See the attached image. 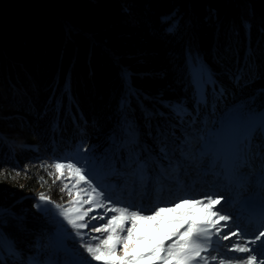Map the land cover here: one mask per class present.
I'll return each instance as SVG.
<instances>
[{
    "label": "trees",
    "instance_id": "obj_1",
    "mask_svg": "<svg viewBox=\"0 0 264 264\" xmlns=\"http://www.w3.org/2000/svg\"><path fill=\"white\" fill-rule=\"evenodd\" d=\"M238 102L264 108V0H0V186L20 196L41 187L54 145L86 141L115 166L125 139L159 149L161 131L181 141L187 119ZM18 197L0 192V232L15 244L32 232ZM4 260L18 264L0 245Z\"/></svg>",
    "mask_w": 264,
    "mask_h": 264
},
{
    "label": "rangeland",
    "instance_id": "obj_2",
    "mask_svg": "<svg viewBox=\"0 0 264 264\" xmlns=\"http://www.w3.org/2000/svg\"><path fill=\"white\" fill-rule=\"evenodd\" d=\"M175 108L179 112L182 110L179 107ZM261 115H264V108L255 111L254 108H243L238 102L229 104L224 109L221 108V111L214 115L205 113L199 114L192 121L187 119L190 126H182L184 137L181 141L166 135L163 136L167 145V155H161L160 148L155 149L145 144L141 146V152L135 153L125 139L122 142L127 146L126 156L124 157L122 152L119 153L115 166L109 163L111 155L106 156L103 152L94 151L86 145V141L78 142L73 149L54 145L53 158L42 165L41 187L36 192L20 196L15 186L8 184V186H0L2 199L8 197L14 199L19 196L17 202L23 207L19 214L22 220L27 223L25 231H32L31 235L19 240L18 244L11 243L0 232V245L5 247L12 260L18 264H65L68 257L64 246L78 250L84 257L88 256L83 249V239L75 235L76 230L68 225L62 216L58 215L59 209L55 207L57 204L69 207L70 197L67 191H61L63 183L56 179L57 174L52 167L57 162V158L66 155H79L83 158L91 169L89 179L94 185L98 184L103 190H106L114 200L150 205L158 198L167 200L175 198L183 192L193 194L186 198L196 199H202L206 194L215 192L223 196L221 205L216 207L223 209L222 215L232 217L233 220L228 222L233 226L232 230H235L236 225L249 229L252 226L249 222L242 223L245 221V216L248 215V219L251 217L247 209L243 208V204L251 202L258 191H264V186H262L264 160L260 158L255 146L251 151L248 150L244 137L250 125L255 127L258 124ZM134 131L135 135L131 138L139 145V134L135 129ZM256 143H264V139L259 136V133L256 136ZM141 159L147 161L145 166L147 170L142 175L141 168L138 167ZM165 171L168 179L163 182L161 191L158 177L161 172ZM54 180L55 183H53ZM81 187L86 188L87 185L82 184ZM41 193L48 196L50 200L39 201ZM73 195H75V190ZM30 197H33V200L29 203L27 200ZM233 199L234 201H232ZM224 202L230 204L224 208L222 206ZM38 203L44 207H37ZM161 206L171 205L161 203ZM85 207L87 208L88 205ZM99 212L100 210H97L90 215H97ZM155 224V221H151L148 226L141 225L135 230L136 239L128 241L130 250H135L138 253L149 252L156 243L164 238L167 232L174 228V225L168 220L161 224L159 230L156 229ZM126 226L130 227L131 223L128 222ZM251 230L249 229V231ZM79 231L88 233L89 237L99 235L90 229ZM227 232V228L222 229V233ZM140 236H146L147 239L140 240ZM237 239L239 240L240 237ZM222 243L228 245L230 242L222 241ZM122 254L123 246L119 245L116 255ZM220 258L224 257L218 256V259ZM3 263L9 264L7 260H4ZM92 264H103V262L93 261ZM138 264H151V259L146 258L139 261ZM211 264H216V262H211Z\"/></svg>",
    "mask_w": 264,
    "mask_h": 264
},
{
    "label": "snow or ice",
    "instance_id": "obj_3",
    "mask_svg": "<svg viewBox=\"0 0 264 264\" xmlns=\"http://www.w3.org/2000/svg\"><path fill=\"white\" fill-rule=\"evenodd\" d=\"M161 22L165 24L166 32L176 31L177 22L171 16L161 18ZM193 70L194 90L199 92L197 84L206 90L207 78L198 59L193 63ZM122 79H129L127 70H122ZM176 115L179 116L180 112L176 111ZM126 124L128 134L134 136L135 131L132 125L127 121ZM257 133L264 139V115L259 117L255 127L249 126L244 137L248 150L251 151L255 146L260 158L264 160V143H256ZM160 136L163 139L162 131ZM159 151L161 155H167V145L160 147ZM77 152L79 153V150ZM146 164L147 161L141 159L138 165L141 168V175L147 170ZM52 167L57 174L56 179L63 183L61 191H67L70 197L69 207L55 205L59 209L58 215L76 230V236L83 239V249L88 254L84 257L78 250L64 246L68 257L65 264H92L93 261L103 262V264H138L146 258L151 259V264H211V262L231 264L232 260H236L237 264H264V211L260 212L251 231L239 225L232 230L233 226L228 223L232 217L222 215L223 209L216 207L221 205L223 196L215 192L206 194L202 199L186 198L193 194L183 192L167 200L158 198L150 205L126 203L122 200H114L100 185L93 184L89 179L91 169L79 155L57 158V162ZM167 179V172H161L158 177L161 191L163 182ZM82 184L87 187H81ZM262 186H264V174H262ZM74 190L75 195H73ZM49 200L48 196L40 194L39 201ZM161 203L171 206L164 207ZM85 205L88 207L86 208ZM37 207H44V205L38 203ZM97 210H100L99 214L90 215ZM165 220L173 224L174 228L167 232L151 251L138 253L130 250L128 241L136 239L134 235L136 229L141 225L148 226L149 222L155 221V227L159 230ZM128 222L131 223L130 227L126 226ZM224 228L228 229L227 233H222ZM81 229H90L99 235L89 237L88 233L80 232ZM233 237H240V239L233 240ZM139 239L146 240L147 237L140 236ZM222 241L230 243L224 245ZM119 245L123 246V254L117 256ZM234 253L245 255L234 256L232 255ZM218 256L224 258L218 259Z\"/></svg>",
    "mask_w": 264,
    "mask_h": 264
},
{
    "label": "bare ground",
    "instance_id": "obj_4",
    "mask_svg": "<svg viewBox=\"0 0 264 264\" xmlns=\"http://www.w3.org/2000/svg\"><path fill=\"white\" fill-rule=\"evenodd\" d=\"M234 201V199L232 200ZM264 191L260 190L256 193V197L251 201V202H246L245 204H243V208L247 209L248 214L251 216L250 219H248V215L245 216V221H243L242 223L245 224L247 222H249L252 226L254 225V221L255 218L259 217V214L261 211H264ZM230 203L228 202H224L223 203V207L225 208L226 206H228ZM243 212V211H242ZM233 220V219H231ZM252 226L249 229H252ZM170 232V231H169ZM233 240H238L237 237H233ZM234 256H243L245 254H241V253H234L232 254ZM231 264H237L236 260H232Z\"/></svg>",
    "mask_w": 264,
    "mask_h": 264
}]
</instances>
